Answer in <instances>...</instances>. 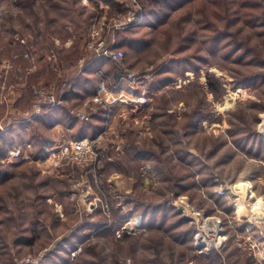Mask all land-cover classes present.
Wrapping results in <instances>:
<instances>
[{
  "label": "rangeland",
  "instance_id": "rangeland-1",
  "mask_svg": "<svg viewBox=\"0 0 264 264\" xmlns=\"http://www.w3.org/2000/svg\"><path fill=\"white\" fill-rule=\"evenodd\" d=\"M211 1L0 0V126L27 122L48 87L60 99L35 118L63 106L53 119L71 121L40 123L22 162L6 157L23 135L1 130L0 264H264V3L234 0L212 51L227 17ZM140 9L120 63L82 77L113 19ZM83 138L84 162L46 151Z\"/></svg>",
  "mask_w": 264,
  "mask_h": 264
},
{
  "label": "built area",
  "instance_id": "built-area-1",
  "mask_svg": "<svg viewBox=\"0 0 264 264\" xmlns=\"http://www.w3.org/2000/svg\"><path fill=\"white\" fill-rule=\"evenodd\" d=\"M143 10L140 9L139 11H131L126 17L121 19H113V24L110 27V30L107 33L106 39H99L94 45L91 46L90 49L93 50V58H102L114 63H120L123 58V51L118 49V37L117 34L121 30H125L128 27L136 26L142 19ZM121 79L125 80L132 86H137L144 82V77L137 75L135 73L129 72H122ZM35 107L34 112L29 115L28 119H33L36 116H39L44 107L53 106L58 103L57 94L53 91V88H36L35 89ZM3 130V127L0 126V132ZM48 154L54 159H63L69 160L70 162H84L88 159L91 146H90V139L83 138V139H76L71 140L68 142H61L59 145L49 146L47 147ZM6 158H9L8 161H15V162H22L31 160V156L26 155L23 153L21 149H15L11 153L7 155ZM196 220H198L196 218ZM201 233L196 234L195 240L198 246L206 247L211 245V243H207L204 236H202V241H199L198 237ZM204 239V240H203ZM222 239L220 236L217 238L218 244H220Z\"/></svg>",
  "mask_w": 264,
  "mask_h": 264
},
{
  "label": "crops",
  "instance_id": "crops-1",
  "mask_svg": "<svg viewBox=\"0 0 264 264\" xmlns=\"http://www.w3.org/2000/svg\"><path fill=\"white\" fill-rule=\"evenodd\" d=\"M109 63H112L108 60H105V59H102V58H93L91 60H89L86 64V66L84 67H87V68H84L82 70V77H86V72H87V69L89 67L90 64L96 66V68H94L95 70L97 71H103V68H100L102 67L103 65H107ZM108 67V66H107ZM115 75V74H114ZM80 77V75L78 76ZM77 78V77H76ZM98 88V87H97ZM94 93V91H93ZM25 96L23 94H17L15 95V102H16V105H18V103H22L24 101H26V98H24ZM22 105V104H20ZM30 103L29 104H25L23 107L25 108L24 110H28L27 108L29 107ZM63 109V106H58L56 108L52 107V108H48V111H45L41 117L39 118H33V119H29L27 122L26 121H18V122H14L12 124V126L8 125V126H5V128L3 127V133L4 135H8V133L12 134V135H18V134H21L23 135L24 137V140L20 139V140H12L13 142V145L12 148L14 149H22V150H26V151H29L31 154L33 155H36V151L34 152L35 150V147H36V144L40 141L39 138L40 136L36 135V133L34 134V131L35 129H39V125L40 123L42 125H47V128L49 129V132L50 130L51 131H56L57 129H59L60 126H64V124H67L68 123V120L67 118H54L53 119V114L58 112V111H61ZM70 116V115H69ZM45 117H48L51 121L49 122L48 119H46ZM71 117V116H70ZM67 119V121H66ZM71 123V121H70ZM70 123L67 124L68 127H70ZM73 126V125H72ZM71 130V128H69ZM68 129V130H69ZM0 132V134L2 133ZM85 133V132H84ZM86 136V135H84ZM82 136V137H84ZM38 137V138H37ZM43 138V137H42ZM16 139V138H15ZM45 139H42V141H44ZM49 139L46 138V142L48 141ZM35 153V154H34Z\"/></svg>",
  "mask_w": 264,
  "mask_h": 264
},
{
  "label": "trees",
  "instance_id": "trees-1",
  "mask_svg": "<svg viewBox=\"0 0 264 264\" xmlns=\"http://www.w3.org/2000/svg\"><path fill=\"white\" fill-rule=\"evenodd\" d=\"M234 0H212L211 3H215L219 6H221V9L217 11V14L220 13V12H224L225 16L227 17V22H223L222 25H218L217 28H214V31H215V34L213 35V38H211V46H212V51H217L219 46L221 45V42L223 40V38H226V37H229V27H230V23L232 22H235L237 21V17L238 15L241 13L242 10L240 9H233V5H234ZM262 2L264 3V0H262ZM232 4V7L230 6ZM205 5V4H204ZM203 5L204 9H205V6ZM264 5V4H263ZM264 8V6H263ZM152 12L153 9H148L146 7V9H144V12ZM230 15H233V17L231 18H228ZM210 14H209V18H210ZM211 19V18H210ZM222 20V19H221ZM212 21V20H211ZM253 23V22H252ZM213 25V24H212ZM93 59V58H92ZM121 73H122V70H120V72L118 74L115 75V80H118L121 76ZM259 80L260 79V74L259 73H256V74H247V75H241V76H238L236 77V82L238 83H244V84H247V83H250L254 80ZM209 85L212 89H215V84L209 80ZM61 87V86H60ZM58 96V99H60V96L59 94H57ZM194 121V120H193ZM192 121V123H193ZM87 263V262H86ZM87 264H92V263H87ZM118 264H124L122 262H119L118 260Z\"/></svg>",
  "mask_w": 264,
  "mask_h": 264
},
{
  "label": "bare ground",
  "instance_id": "bare-ground-1",
  "mask_svg": "<svg viewBox=\"0 0 264 264\" xmlns=\"http://www.w3.org/2000/svg\"><path fill=\"white\" fill-rule=\"evenodd\" d=\"M198 240H199V241H202V240H201V237H199V239H198Z\"/></svg>",
  "mask_w": 264,
  "mask_h": 264
}]
</instances>
